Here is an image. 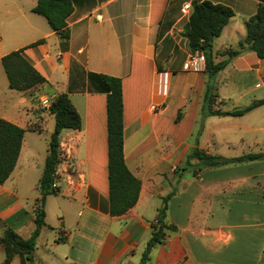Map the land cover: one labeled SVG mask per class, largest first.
<instances>
[{"label":"crops","instance_id":"obj_1","mask_svg":"<svg viewBox=\"0 0 264 264\" xmlns=\"http://www.w3.org/2000/svg\"><path fill=\"white\" fill-rule=\"evenodd\" d=\"M202 1L233 12L212 43L217 63L237 49L264 0H71L67 41L32 12L36 0H0V119L25 130L15 167L0 185V237L11 230L27 239L35 229L48 149L43 134L54 128L41 101L65 94L81 120L79 130L60 134L59 191L44 200L33 264H140L168 196L164 222L174 230L145 264H264V160L211 169L195 159L185 163L195 150L235 158L218 151L232 144L233 129L264 130L258 126L264 105L244 115L247 120L202 114L204 66L184 70L192 54L186 25L192 5ZM16 51L46 84L9 89L1 59ZM103 76L121 80L124 163L140 181L135 206L118 217L109 211ZM213 93L212 111L263 100L264 60L253 52L231 59L215 77ZM4 258L0 245V264Z\"/></svg>","mask_w":264,"mask_h":264},{"label":"trees","instance_id":"obj_2","mask_svg":"<svg viewBox=\"0 0 264 264\" xmlns=\"http://www.w3.org/2000/svg\"><path fill=\"white\" fill-rule=\"evenodd\" d=\"M32 12L42 16L51 31L61 41L69 39L66 30V20L72 13L71 0H36ZM233 17V12L222 5H214L207 1L194 3L188 19L185 37L188 48L193 53L200 51L204 55V73L208 83L203 96L202 114L204 116L242 117L255 108L264 105V99L255 101L243 109L230 112L212 111L215 103L214 79L231 59L253 52L260 60H264V6H260L254 16L245 23L246 35L238 44L237 49H229L222 56L227 58L215 63L212 52L213 40L217 39L223 28ZM1 64L8 81V87L18 92L31 91L37 85L46 84L43 77L22 57L21 51L12 52L1 59ZM106 88V122H107V155H108V195L109 211L113 217L125 214L137 202L140 181L127 169L123 156V102L121 80L113 77H102ZM50 106L48 113L54 117V128L50 135L47 155L44 161L37 190L40 197L36 200L38 207L35 211V229L27 239H22L11 230H6L0 237V245L5 258L1 264H10L18 257L20 264H33L32 253L41 228L45 226L43 203L48 195H56L58 191L52 188L57 166L61 162L59 137L63 130H79L81 120L75 108L65 94H49ZM180 116V114L178 115ZM25 130L0 119V185L4 184L11 175L17 162ZM195 159L201 169H211L229 164H240L264 160V153L247 154L235 158L208 156L202 151L195 150L186 158V164ZM170 196L162 201L156 223L152 226L151 238L146 244L140 264L148 261L153 247L162 244L168 231H173L164 222L166 204ZM60 241V239H59Z\"/></svg>","mask_w":264,"mask_h":264},{"label":"rangeland","instance_id":"obj_3","mask_svg":"<svg viewBox=\"0 0 264 264\" xmlns=\"http://www.w3.org/2000/svg\"><path fill=\"white\" fill-rule=\"evenodd\" d=\"M227 86H230L229 82L226 81ZM224 85V86H225ZM227 89H231L230 87H228ZM34 93V92H32ZM244 101H247L244 100ZM243 100H239V102L237 103L236 106L239 107V109H242L244 108L243 104L244 103ZM39 103V101H38ZM250 116H244V118H240V119H249ZM233 121H242V120H239V119H235ZM221 123H225L224 120H221ZM236 123V122H235ZM260 127H264V123L261 124V125H258ZM253 127H257L256 125H253ZM232 131L235 132V136H234V139L231 141L232 144L229 145L228 147H225L224 145H220L218 151L221 152L222 154H224L225 156H228V157H240L244 154H254V153H264V130L263 131H258V130H254V129H248L246 132H243V130H239V129H233ZM245 137V141L242 142L241 139L242 137ZM43 137L44 139H46V143H47V146H48V143H49V139H50V136L49 134H43ZM41 137V141H42V138ZM43 143V142H42ZM224 157V156H223ZM225 158V157H224ZM260 163H263V161H258ZM43 170V169H42ZM42 172V171H41Z\"/></svg>","mask_w":264,"mask_h":264},{"label":"built area","instance_id":"obj_4","mask_svg":"<svg viewBox=\"0 0 264 264\" xmlns=\"http://www.w3.org/2000/svg\"><path fill=\"white\" fill-rule=\"evenodd\" d=\"M187 9L188 7L186 5H184L182 8L184 13L186 12ZM204 63H205V58L202 52L195 51L188 57V60L184 64V70L198 72L201 69V67L204 66ZM41 105L44 108L48 109L50 106V101L47 99H43L41 101ZM59 182H60L59 175L55 172V179L52 184V188L55 189L56 191H59Z\"/></svg>","mask_w":264,"mask_h":264}]
</instances>
